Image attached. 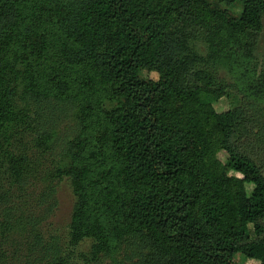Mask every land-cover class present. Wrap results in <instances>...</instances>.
I'll use <instances>...</instances> for the list:
<instances>
[{"label":"trees","instance_id":"1","mask_svg":"<svg viewBox=\"0 0 264 264\" xmlns=\"http://www.w3.org/2000/svg\"><path fill=\"white\" fill-rule=\"evenodd\" d=\"M263 29L264 0H0V264L18 260L31 194L14 147L31 151L45 110L71 100L75 240L128 243L141 264H264ZM199 32L216 57L187 52ZM224 96L238 103L220 113Z\"/></svg>","mask_w":264,"mask_h":264},{"label":"rangeland","instance_id":"2","mask_svg":"<svg viewBox=\"0 0 264 264\" xmlns=\"http://www.w3.org/2000/svg\"><path fill=\"white\" fill-rule=\"evenodd\" d=\"M200 33L189 38L190 49L187 52L192 55L197 52L205 59L216 57L212 51L215 41ZM220 65L222 72L226 73L225 65ZM251 67L258 75L264 73V29L253 52ZM142 75L148 79L159 77L157 72L149 70H144ZM21 80L18 86L20 96L26 93L28 87L26 79ZM235 93L237 97L242 94L239 90ZM237 103V98L224 96L215 103V108L222 113ZM44 114L38 125L42 133L32 132L37 137L31 141V151L14 147V163L26 161L32 167L24 176L30 182L31 194L24 192L27 204L18 211L20 214L14 222V236H17L14 242L18 243L13 248L18 256L14 264H50L56 257L66 259L69 264H141L142 254L128 243L109 253L104 249H95L92 238L75 240L71 221L77 195L68 169L74 148L77 144L82 147L84 128L81 108L77 104L74 106V100H71L53 104ZM29 222L39 224L38 234L33 232ZM236 262L259 264L254 260H245L241 254L236 256Z\"/></svg>","mask_w":264,"mask_h":264}]
</instances>
